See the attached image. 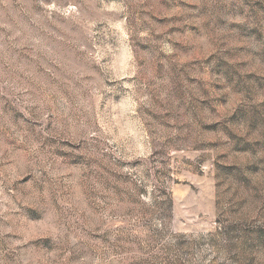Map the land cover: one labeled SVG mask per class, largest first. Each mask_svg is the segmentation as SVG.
<instances>
[{
	"label": "rangeland",
	"instance_id": "1",
	"mask_svg": "<svg viewBox=\"0 0 264 264\" xmlns=\"http://www.w3.org/2000/svg\"><path fill=\"white\" fill-rule=\"evenodd\" d=\"M0 264H264V0H0Z\"/></svg>",
	"mask_w": 264,
	"mask_h": 264
}]
</instances>
